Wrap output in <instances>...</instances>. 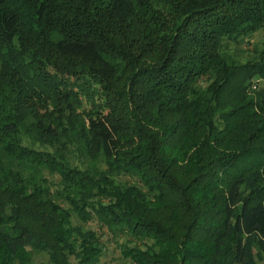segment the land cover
Segmentation results:
<instances>
[{
	"label": "trees",
	"instance_id": "1",
	"mask_svg": "<svg viewBox=\"0 0 264 264\" xmlns=\"http://www.w3.org/2000/svg\"><path fill=\"white\" fill-rule=\"evenodd\" d=\"M263 27L264 0H0V264H111L105 234L125 264H257Z\"/></svg>",
	"mask_w": 264,
	"mask_h": 264
},
{
	"label": "rangeland",
	"instance_id": "2",
	"mask_svg": "<svg viewBox=\"0 0 264 264\" xmlns=\"http://www.w3.org/2000/svg\"><path fill=\"white\" fill-rule=\"evenodd\" d=\"M254 43H257L259 46H264V27L261 28L255 34H253L252 37H250V44H254ZM243 49L245 50L244 47H243ZM233 50H234L233 47H231V53L232 54L236 53L239 60L242 61L245 56L242 54H238L237 51L235 52ZM25 142H27V141L25 140ZM89 164H92V162L90 161ZM93 165H96V167H97L98 163L96 164V162H94ZM31 171H32L31 169L27 170L26 175L31 173ZM45 174L47 175L48 173L46 171H44V173L43 172L38 173L39 176L38 175L35 177L34 176L29 177L28 176L27 177L28 183H29L28 185H32V188L36 187L37 190L39 189V185H41L42 190L44 191V189H46L48 191L47 193L52 196L53 201L67 207V203L65 201H63L62 199H60L59 195H57L59 193V191L63 190V187L59 185L60 176L54 172H50L46 176V180H44L43 182L41 181V183H40V179ZM56 185H58V187H56ZM56 189H58V190L56 191ZM55 197H58V198H55ZM5 199L6 198L3 197L0 193V200L6 201ZM33 199L36 200V198L34 196H33ZM27 202H29V201H27ZM31 205H33V203ZM44 217L47 220L49 219L48 216H46V215H44ZM54 219H55V216H54ZM51 220H52V218L49 219V221H51ZM70 223L74 224V226L80 227V229H82L84 231L88 230V228H89L88 226L93 227V228L95 227V223H88L87 224L88 226L83 224V226H82L81 225L82 223H80L74 219L70 220ZM102 240L104 242V245H105L107 251H106V254L102 256L101 259L103 261L110 262L111 264H125L123 259L120 256V246L123 243V239L122 238L112 239L108 234H105L102 237ZM256 261H257V264H264V255L259 254L256 257ZM47 262H48V257H47V255H45V253L33 252L31 255V260H30L29 264H46Z\"/></svg>",
	"mask_w": 264,
	"mask_h": 264
}]
</instances>
